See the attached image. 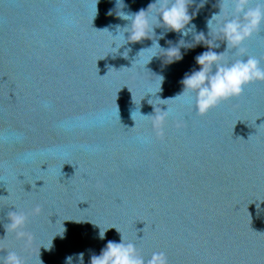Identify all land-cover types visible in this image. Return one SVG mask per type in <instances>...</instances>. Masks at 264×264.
<instances>
[{"label": "water", "instance_id": "1", "mask_svg": "<svg viewBox=\"0 0 264 264\" xmlns=\"http://www.w3.org/2000/svg\"><path fill=\"white\" fill-rule=\"evenodd\" d=\"M153 2L0 0V264L9 252L23 264L83 252L89 264L120 235L145 260L163 252L168 264H264V82L203 116L194 94L164 100L181 93L207 48L181 47L172 63L163 49L209 32L222 53L224 16L207 21L219 8L230 17L231 0L198 9L194 0L195 27L183 37L155 27L157 3L152 40L116 38L114 48V26L130 23L116 13ZM244 46L264 67V25ZM12 212L28 216L24 236L10 229Z\"/></svg>", "mask_w": 264, "mask_h": 264}, {"label": "clouds", "instance_id": "2", "mask_svg": "<svg viewBox=\"0 0 264 264\" xmlns=\"http://www.w3.org/2000/svg\"><path fill=\"white\" fill-rule=\"evenodd\" d=\"M98 2L99 0H96V5ZM204 2L206 0H201V3L197 5V9L202 7ZM121 3L123 4V0H115L116 7ZM157 3L159 7L156 8L157 25L155 27H163L166 31L179 33L182 37L186 36L195 27L194 25L191 28L188 27L196 15L195 11L189 13V7L194 3V0H154L146 10L141 9L136 13L117 12V17L130 23L123 28L120 25H115L116 35H113L109 30V27L113 26L105 27L101 31L106 30L112 34L114 48L117 50L126 43L140 42L144 39L152 40L149 32L154 33V27L149 25L147 13ZM219 9V13L213 14L207 21V27L209 28L211 23L221 15L224 16L223 22L216 32V36L222 38L225 45V50L222 53L214 51V49L220 47V44L209 35V32V38H206L204 33H196L193 44L185 46V42L180 40L176 46L163 49L168 63H172L182 59L181 47L189 49L197 44L206 46L207 51L194 57L195 63L199 66L198 70L185 73L180 81L183 85L181 93L174 98L164 99H176L184 96L185 93L194 94V108L197 114L201 116L206 115L225 101L239 98L249 85L255 82H264V67L261 66L260 60L248 54V50L244 46L245 42L256 35L261 26L264 25V0H259L255 6L251 5L250 0H231L230 17L224 8ZM106 15H112V9H109ZM120 30H123V32ZM125 33H127V37H125ZM163 35L164 33H161L160 38ZM116 38H122L124 43L117 45L115 43ZM156 43L159 46L157 41ZM152 47L153 42L148 49ZM143 50L145 49L140 50V52ZM229 50H232L234 55L238 57L231 62L225 57V52ZM163 112L166 114L167 110ZM165 118L166 115L155 116L156 124L161 125ZM32 212L33 214H39L40 208L36 207ZM9 221V227L12 231H16L18 236L25 235L24 232L18 231L28 221V216L25 213L12 212L9 214ZM104 233L105 231L103 233L99 232L100 239H104ZM60 237L64 238L63 235ZM83 257V252L73 253L64 258V264H73L74 258L76 264H84ZM2 264H23V262L14 252H9ZM89 264H168V261L163 252H153L150 258L145 260L137 246L132 242H125L122 235H120L119 242L110 240L98 255L90 256Z\"/></svg>", "mask_w": 264, "mask_h": 264}]
</instances>
